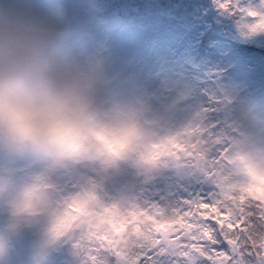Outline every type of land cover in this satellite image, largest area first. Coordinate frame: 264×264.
<instances>
[{"label":"rangeland","instance_id":"obj_1","mask_svg":"<svg viewBox=\"0 0 264 264\" xmlns=\"http://www.w3.org/2000/svg\"><path fill=\"white\" fill-rule=\"evenodd\" d=\"M158 1L0 0V9L19 6L36 21L57 26V54L99 70V103L134 111L158 161L145 173L127 165L111 172L92 165L53 170L40 156L0 153V264H88L97 256L129 264L134 252L148 249L169 253L143 264H186L171 253L186 226L143 211L176 184L198 183L215 192L233 217L243 214L251 192L238 178L235 158L243 153L264 160V35L244 33L239 13L238 22L221 21L228 13L219 7L222 0H169L175 2L173 17L156 8ZM259 2L232 0L257 8ZM38 174L54 204L94 193L98 214L54 243L43 238L38 222L15 226L7 201ZM263 203L264 197V210ZM66 242L83 245L77 262L62 256Z\"/></svg>","mask_w":264,"mask_h":264},{"label":"clouds","instance_id":"obj_2","mask_svg":"<svg viewBox=\"0 0 264 264\" xmlns=\"http://www.w3.org/2000/svg\"><path fill=\"white\" fill-rule=\"evenodd\" d=\"M244 17V33L264 35V7ZM58 34L54 23L38 22L19 6L0 9V153L40 156L53 170L156 168L154 142L142 119L130 109L99 103V70L59 56ZM235 167L244 187L264 197V160L241 153ZM98 212L94 193L54 204L43 174L16 187L7 201L10 221L38 222L48 243Z\"/></svg>","mask_w":264,"mask_h":264},{"label":"snow or ice","instance_id":"obj_3","mask_svg":"<svg viewBox=\"0 0 264 264\" xmlns=\"http://www.w3.org/2000/svg\"><path fill=\"white\" fill-rule=\"evenodd\" d=\"M219 7L241 17L257 9L233 4L232 0H222ZM259 7H264V0H260ZM181 192L186 196L178 199ZM146 205L143 211L153 219L163 217L164 222L179 221L186 226L187 235H180L171 251L186 264H200L202 260L207 264H264V243L258 238L256 213L251 208L245 209L240 217H233L215 192L198 183L176 184L160 197V203L146 202ZM168 253L167 249L141 250L132 254L129 264H143L149 258L155 262L157 257ZM111 259L116 261V257ZM88 264H109V261L97 256Z\"/></svg>","mask_w":264,"mask_h":264},{"label":"trees","instance_id":"obj_4","mask_svg":"<svg viewBox=\"0 0 264 264\" xmlns=\"http://www.w3.org/2000/svg\"><path fill=\"white\" fill-rule=\"evenodd\" d=\"M164 6H167V3H164ZM229 16L231 15L230 13L228 14ZM232 21H237V16L235 18L230 19ZM252 195L249 196L246 200H245V209L247 208H251L252 210L255 211L256 213V231L258 232V238L260 240H263L264 237V220L260 218V202L263 201V197H252ZM264 204V203H263Z\"/></svg>","mask_w":264,"mask_h":264},{"label":"water","instance_id":"obj_5","mask_svg":"<svg viewBox=\"0 0 264 264\" xmlns=\"http://www.w3.org/2000/svg\"><path fill=\"white\" fill-rule=\"evenodd\" d=\"M77 169L78 170H87L88 169V165H77ZM77 255L71 257L72 259L76 258Z\"/></svg>","mask_w":264,"mask_h":264}]
</instances>
